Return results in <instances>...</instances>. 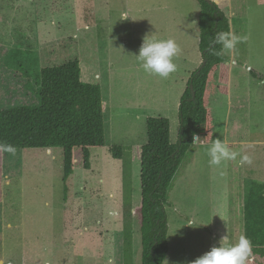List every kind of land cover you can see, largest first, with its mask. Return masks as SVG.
<instances>
[{"label": "rangeland", "instance_id": "rangeland-1", "mask_svg": "<svg viewBox=\"0 0 264 264\" xmlns=\"http://www.w3.org/2000/svg\"><path fill=\"white\" fill-rule=\"evenodd\" d=\"M222 1L232 31L247 36L236 53L242 100L230 119L239 117L240 139L254 143L244 149L253 163L210 167L211 143L192 146L168 192L164 264H191L226 237L225 245L238 242L246 184L264 185V0ZM197 13L194 0H0V110L36 104L40 71L74 61L106 107L105 146L91 149L89 170L78 156L66 181L60 150L0 153V264H140L137 146L148 117L168 119L176 143V106L193 64L176 57L177 71L161 79L135 56L145 36L164 39L175 27L189 35ZM210 99L213 138L221 139L226 98L215 87Z\"/></svg>", "mask_w": 264, "mask_h": 264}, {"label": "trees", "instance_id": "trees-1", "mask_svg": "<svg viewBox=\"0 0 264 264\" xmlns=\"http://www.w3.org/2000/svg\"><path fill=\"white\" fill-rule=\"evenodd\" d=\"M199 7V53L201 65L194 71L178 106L179 132L171 141L166 118L146 119V143L140 149V205L135 214L140 232V264H164L168 253V192L193 145V136L210 143L213 115L209 106L214 88L228 93L229 66L225 54L210 48L218 32H229V18L211 0H195ZM90 19V16L86 17ZM78 62L43 68L36 76L37 103L0 110V144L15 150H60L63 178L68 180L79 156L82 168L90 169L91 149L105 146V103L99 85L81 82ZM3 151H0V153ZM110 153L121 160L122 147ZM243 204L245 235L253 246L250 264H264V185L249 182Z\"/></svg>", "mask_w": 264, "mask_h": 264}, {"label": "clouds", "instance_id": "clouds-1", "mask_svg": "<svg viewBox=\"0 0 264 264\" xmlns=\"http://www.w3.org/2000/svg\"><path fill=\"white\" fill-rule=\"evenodd\" d=\"M127 19V15L123 14V20ZM247 40V36H240L234 32H218L214 38V43L220 45V50L210 48L209 52L215 55L227 53L230 57H234L237 53V46ZM181 49L176 41L172 38H156L154 35L145 36L143 43L139 49V53L135 56L140 61V66L146 74L155 75L161 79H168L177 71L175 58ZM230 65H234L236 60L231 58ZM222 135V139L217 138L205 148L208 156V164L210 167L222 168L229 161H236L241 167L251 165L253 163L250 155L246 154L245 148H251V144L242 146L240 151H233L229 146L227 138V129ZM199 136H193V145L202 142ZM0 151L15 153V149L11 145L0 144ZM221 242V246L213 247L203 256L192 261L191 264H250L253 255L252 242L245 236L241 235L238 242L230 245Z\"/></svg>", "mask_w": 264, "mask_h": 264}, {"label": "crops", "instance_id": "crops-1", "mask_svg": "<svg viewBox=\"0 0 264 264\" xmlns=\"http://www.w3.org/2000/svg\"><path fill=\"white\" fill-rule=\"evenodd\" d=\"M212 1H214L219 6V8L221 10H223L225 12V14L228 16L230 31L233 32L231 29L229 14H228V12H226L223 9V6H222L223 1L222 0H212ZM196 4H197V2H196ZM197 8H198V13H199L198 4H197ZM197 14L195 16V21L192 23V28L190 29L191 33L189 35L185 33V35L182 36V33L184 31L179 30L178 27H175L174 30L171 32L165 30V34L168 36L164 37V39H167L169 36L172 37V39H174L176 41V43L179 45V47L181 49V51L177 57L179 59H181L182 62L184 61V63L190 62L191 64H193L192 69L187 72L184 80L182 81L183 85H182V89H181V92L179 94L178 103L176 106L177 111H178L180 98L186 89L187 82H188L191 74L200 67L201 62H202L201 57H200V53H199V48H198V46H199V30H198V21H197L198 15ZM192 30H193V32H192ZM183 37L187 38V40L184 41ZM247 49L248 48H245V50H247ZM186 53H189L190 55H187ZM192 53H193V55H192ZM225 55L228 58L227 65L229 66V83H228V93L226 95H223L226 98V101H225V114H224L223 126L221 128L222 134H224L225 130L227 129V138L229 141L230 148L242 147V146H245L247 144H254L253 142L252 143H246L240 139V136H242L244 133L242 129H245L240 118L237 117L234 120L230 119V114L232 113V110L233 109L235 111L239 110L238 103H239V101L242 100L241 99L242 90L236 91L235 87L237 85H239L240 83H242L245 71L243 68L239 67L238 61H237L238 57L236 54L234 55V57H230L227 53H225ZM231 58H234L236 60V63L234 65H230V63H229V60ZM217 92H218V90H217ZM233 103H236V107H233ZM223 104L224 103L221 104L222 108H224ZM209 106H210V101H209ZM210 108H211V106H210ZM211 111H212V108H211ZM212 115H213V113H212ZM231 120H232V122H231ZM213 125H214V119H213ZM170 130H171V127H170ZM213 132H214V130H213ZM222 138L223 137H221V139ZM213 140H215V138H212V141ZM212 141L210 143H212ZM172 143H175V142H172ZM141 146H142V144H140L139 147L137 146V149L139 151L138 152L139 157H140Z\"/></svg>", "mask_w": 264, "mask_h": 264}, {"label": "water", "instance_id": "water-1", "mask_svg": "<svg viewBox=\"0 0 264 264\" xmlns=\"http://www.w3.org/2000/svg\"><path fill=\"white\" fill-rule=\"evenodd\" d=\"M201 66H203V64Z\"/></svg>", "mask_w": 264, "mask_h": 264}]
</instances>
